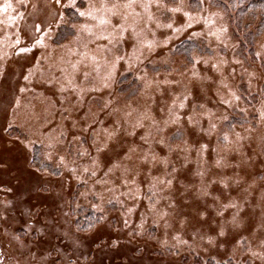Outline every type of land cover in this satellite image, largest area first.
Listing matches in <instances>:
<instances>
[{"label": "rangeland", "instance_id": "1", "mask_svg": "<svg viewBox=\"0 0 264 264\" xmlns=\"http://www.w3.org/2000/svg\"><path fill=\"white\" fill-rule=\"evenodd\" d=\"M224 1L0 0V264H264V21Z\"/></svg>", "mask_w": 264, "mask_h": 264}, {"label": "trees", "instance_id": "2", "mask_svg": "<svg viewBox=\"0 0 264 264\" xmlns=\"http://www.w3.org/2000/svg\"><path fill=\"white\" fill-rule=\"evenodd\" d=\"M224 2L231 6L236 17H241L250 12L253 14L257 9L261 10L260 17L262 22L264 21V0H225Z\"/></svg>", "mask_w": 264, "mask_h": 264}]
</instances>
